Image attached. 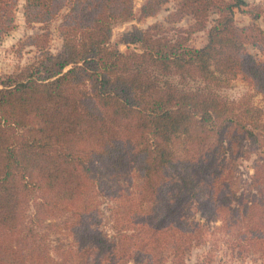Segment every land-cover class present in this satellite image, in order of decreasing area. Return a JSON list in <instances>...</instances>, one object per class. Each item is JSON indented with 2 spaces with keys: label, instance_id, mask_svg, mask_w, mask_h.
<instances>
[{
  "label": "trees",
  "instance_id": "16d2710c",
  "mask_svg": "<svg viewBox=\"0 0 264 264\" xmlns=\"http://www.w3.org/2000/svg\"><path fill=\"white\" fill-rule=\"evenodd\" d=\"M135 1L25 0L39 33L17 51L35 56L0 79V264H187L218 220L264 257V31L235 19L261 12L175 0L164 22L124 32L119 43L139 50L123 53L115 27L170 2L145 0L137 13ZM19 2L0 0V38L16 29ZM239 76L252 91L223 97ZM246 143L256 159L242 185ZM99 195L118 204L113 236ZM44 228L72 243L51 248Z\"/></svg>",
  "mask_w": 264,
  "mask_h": 264
},
{
  "label": "rangeland",
  "instance_id": "374dc122",
  "mask_svg": "<svg viewBox=\"0 0 264 264\" xmlns=\"http://www.w3.org/2000/svg\"><path fill=\"white\" fill-rule=\"evenodd\" d=\"M145 0H136V12L138 13L140 7ZM255 12L260 11L261 17L258 20H253L250 15H245L240 11H236L235 19L240 26H249L256 24L264 31V0H245ZM25 0H20L17 10V27L9 35L0 38V79L5 76L14 73L19 68L29 64L35 56L34 49L31 47H25L22 49L21 54H18L19 44L24 41L28 36L39 33L37 28L29 29L25 25V19L23 15ZM176 5L175 0L170 2L163 7V10L154 18L139 21L133 20L131 22L119 24L114 29L113 43L118 49L125 53L129 51L139 50L138 46L127 47L126 45L120 44L124 32L130 30L133 26H138L142 29H146L152 24L158 22H164L168 14L174 10ZM250 9V8H249ZM248 10V9H247ZM191 24V19L185 18L178 26L188 27ZM207 41L206 32H200L193 36L191 45L195 47H203ZM62 40L56 35L51 44V50L53 54H58L62 49ZM251 54L257 56L261 60L263 59L260 54L252 47L249 48ZM251 86L242 79L241 76L234 79L228 87L222 88L220 93L223 97L230 100H237L243 95L250 93ZM256 104H262L260 97H255ZM247 146V155L240 159L239 165V176L241 184L244 185L250 181V178L254 174V160L256 156L252 154V149L249 144ZM140 183V181H137ZM128 185V183L126 184ZM99 204L101 206L100 211V227L109 236L115 235L113 230V209L117 208V202L112 201L107 197L99 195ZM33 208H30V212ZM56 222L61 223L59 220ZM63 228V225H62ZM46 234L49 235V243L51 248H66L72 241L67 236V230L63 229L61 232L50 231L46 228L43 229ZM56 255L55 252H53ZM130 264H133L131 261ZM187 264H264V257L261 253H255L250 248V245L244 242L240 236L238 230L227 229V226L223 221L218 220L215 223L209 224L206 228L204 242L194 247L187 256Z\"/></svg>",
  "mask_w": 264,
  "mask_h": 264
}]
</instances>
